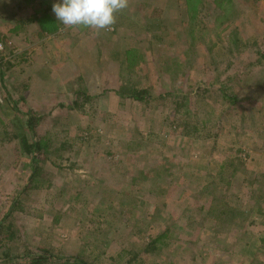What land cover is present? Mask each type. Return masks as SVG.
<instances>
[{
    "label": "rangeland",
    "instance_id": "rangeland-1",
    "mask_svg": "<svg viewBox=\"0 0 264 264\" xmlns=\"http://www.w3.org/2000/svg\"><path fill=\"white\" fill-rule=\"evenodd\" d=\"M192 6L0 0V219L32 170L9 139L20 131L11 100L23 122L32 112L43 118L36 130L53 147L40 163L44 183L8 217L18 231L4 239L14 259L0 264H26L23 256L41 250L73 264H264V215L249 198L259 192L250 180L264 175V0ZM135 84L152 89L148 104L117 93ZM81 90L90 97L77 108ZM224 91L243 101L230 105ZM229 160L240 169L220 181ZM226 200L256 223L218 224L208 211ZM169 226L168 245L143 252Z\"/></svg>",
    "mask_w": 264,
    "mask_h": 264
},
{
    "label": "trees",
    "instance_id": "trees-1",
    "mask_svg": "<svg viewBox=\"0 0 264 264\" xmlns=\"http://www.w3.org/2000/svg\"><path fill=\"white\" fill-rule=\"evenodd\" d=\"M181 2L184 4V6L188 7V10L193 5L192 6L193 9L197 10V13H198L199 8H201L203 5V0H198L195 3H192L191 0H181ZM46 11H49V8L46 9ZM49 19H50L49 16H45V18L41 20L43 22L48 23V22H51L49 21ZM180 34L181 32H179V35ZM232 34H235L233 42L234 44L237 43V47L239 45H242V48H244L248 44L247 42L245 43L242 40L240 36L241 34L239 33V31L234 30ZM240 52L241 50L239 49L237 53H240ZM3 76L4 75L0 70L1 81H3V78H4ZM128 88L129 87L123 86L117 91V93L120 94V96L125 99L136 100L139 102H146L147 104L153 98V96H151L153 92H152V89L150 88H142V87L137 86L136 84L132 87L133 88L132 90L131 89L128 90ZM81 91L80 92L76 91L77 100L74 101V105H75L74 107L78 108L82 106L78 102V99L79 97L83 96L86 92L85 91L81 92ZM85 95L88 98L90 97L88 93H86ZM223 97L227 101H229L230 105L232 106L236 104H240L243 101L240 98H238L236 95L228 94L225 91H224ZM21 98L24 100L26 99L23 96ZM13 102H14L13 100L10 101V105H9V109L11 111L10 114H14L15 122H18L19 124L18 128L20 131L22 130L23 135L22 136L20 135L21 134L20 131L15 132V134L13 133V136L9 139L18 138V141H19L18 144H19L20 150L23 152V154L26 153L31 158L30 163H31L32 170H31V174H30V177L28 179L26 186L14 198L13 200L14 206L12 205L8 213H5V216H3L2 219H0V260L8 258L7 260L9 262L14 259V256H10V253H9L10 250H6L5 248L6 242L4 239L5 238L12 239L13 237H15V233H17L18 231L17 229L15 230L13 227V224H14L13 217H11L12 219L8 217L9 215L11 216L17 213V211L20 209L22 205L21 202L23 200V195L26 192H28L29 189H32L34 187L37 188L39 185L41 186L44 183L45 179L43 180L42 179L43 177L41 175L44 171L40 163L45 159V155H48L51 149H53L52 140H49L47 135H42L38 133L36 130V125L38 124V122H41L43 118H38L34 116L32 112L28 120L26 122H23L22 120H20V115H19L21 114V111L19 110V107L15 105L16 102L15 104H13ZM25 127L28 128L29 132L32 133L34 137H36L35 141L29 137V134L28 132H26ZM221 166H220L221 167L220 170L217 173L218 180L220 181H225L227 179L226 176H228V179L232 181V177H234V175H236V172L240 169V163H238L235 160H229L227 163H223ZM262 178H263V181L261 180L257 181L256 179L250 180L252 185H255V187H259V189L257 188L259 192L255 193V189L254 190L252 189L251 191H249V198L250 200L251 198L253 199V203H255V207L257 208L256 210L257 213L259 212L264 215V175L261 177V179ZM220 181H213L211 183V186L213 187L212 191H216L219 188ZM227 183H229L228 185L231 184L229 181ZM36 184L37 185L39 184V185L37 186ZM238 193L235 192L233 195L239 197L240 194ZM217 205L218 204H215L214 206V204H212L208 212H209V215L215 217L218 224H220L222 227L225 226L226 228H231L233 226L234 227L237 226L239 230H242V228H245V223L250 218L251 219L249 221H251L253 224L256 223L257 221V218L252 216L251 210H246L245 208H243V204L239 202L235 204H229V202H227L226 200L225 203L221 202L220 206H217ZM5 222H8V223H5ZM171 231H173V229L171 228V226H169L167 227L165 232H162L159 236L155 237L154 239H150L146 247L144 248L143 252L150 253L151 251L152 252L155 251V249H162L164 246L168 245V243L165 242L164 238L171 237L169 235L170 233H172ZM4 233H6L7 235L2 236ZM23 257L28 259V262L26 264H48L50 261H53V262L58 261L59 264H73L74 262L78 261L76 257L58 256V255L53 254L52 251H49V250H41V253L38 255H35V252H33L32 254H29L28 256H23ZM140 258H141V253H138L136 255L134 254L132 257L133 260L131 259L129 263H131L132 261L136 263L139 261ZM81 264H83L82 261H81Z\"/></svg>",
    "mask_w": 264,
    "mask_h": 264
}]
</instances>
